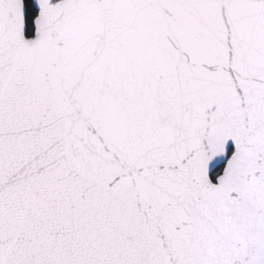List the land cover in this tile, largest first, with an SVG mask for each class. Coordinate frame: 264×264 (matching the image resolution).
Returning a JSON list of instances; mask_svg holds the SVG:
<instances>
[{
	"label": "snow or ice",
	"instance_id": "obj_1",
	"mask_svg": "<svg viewBox=\"0 0 264 264\" xmlns=\"http://www.w3.org/2000/svg\"><path fill=\"white\" fill-rule=\"evenodd\" d=\"M0 264H264V0H0Z\"/></svg>",
	"mask_w": 264,
	"mask_h": 264
}]
</instances>
